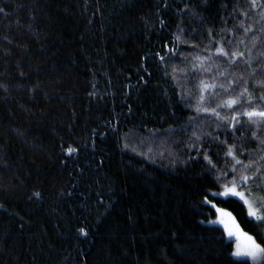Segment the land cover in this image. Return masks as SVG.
Returning <instances> with one entry per match:
<instances>
[{"label":"trees","instance_id":"trees-1","mask_svg":"<svg viewBox=\"0 0 264 264\" xmlns=\"http://www.w3.org/2000/svg\"><path fill=\"white\" fill-rule=\"evenodd\" d=\"M0 9V264H253L210 221L228 210L264 242L247 205L219 195L233 178L227 146L260 165L264 132L241 128L207 149L195 127L202 138L212 132L203 123L217 121L197 106L245 87L264 94V7L0 0ZM221 47L244 57L229 63ZM201 81L228 91L214 96ZM234 108L217 110H251ZM247 175L261 178L239 190L264 197V172Z\"/></svg>","mask_w":264,"mask_h":264},{"label":"snow or ice","instance_id":"snow-or-ice-1","mask_svg":"<svg viewBox=\"0 0 264 264\" xmlns=\"http://www.w3.org/2000/svg\"><path fill=\"white\" fill-rule=\"evenodd\" d=\"M250 4L253 8L256 7H264V3H260V0H250ZM0 11H3V9H0ZM7 15V13H5ZM246 15V14H245ZM264 19V16L261 17ZM249 31V29H245V32ZM179 39V37H177ZM216 55L223 56L228 60L229 63H234L237 58H243L244 53L236 51H226L222 47L217 48ZM164 58L161 57V60ZM196 61L200 62V67L203 71H208L207 68L203 67V60L200 57L194 58ZM245 63H248V61H245ZM196 65H193V68H195ZM223 75V74H222ZM260 83V86L264 87V83ZM201 90L202 91H212V94L214 96H218L219 93L215 92V89L219 87L222 89L225 93H227L228 89L224 88V85L221 84L217 86L216 84H207L204 81L200 82ZM232 87V84H229V88ZM181 99H184L182 96ZM205 100V97L201 95L198 100V105ZM257 101L260 102L261 105H264V94L260 95L259 97H254L247 89V87L243 88V90L235 97V98H229L226 100H223L222 102L217 103L216 108H201L197 106L196 111L197 112H211L213 116L217 118L218 121V127L222 124L225 126L226 130L230 128L233 132V135L236 131H239L241 128H256L262 132H264V109H260L257 107H252V105L257 104ZM245 103L248 105V107L251 110H245L243 112H238L235 115L231 116H221L220 111L217 109H229L233 112H235L234 106L244 107ZM244 117L246 118V123H241L240 118ZM208 135H211L210 133ZM252 137L254 139L259 140V138L256 136V132H252ZM235 138V137H234ZM199 140V137H197ZM216 137H213V140H216ZM221 144L227 146V141H220ZM262 144H264V141H261ZM69 153L75 151L74 149H68ZM237 152L239 154L244 155V149L243 146L240 145L237 147L236 145L227 146V151L225 153V157H230L232 160V166L229 169L228 173H225L224 175L227 176L231 174L233 177L230 181V186L225 185V190L223 193H219V195L223 196H234L239 197L240 200L243 201L245 205H247L248 209V216L254 218V222L257 224V229L261 233V239L264 241V229H260V225L264 224V197H256L252 194L251 188H249L248 192L240 191L239 189L242 187H247L249 181H255L257 179H260V175H253L249 176L247 175L248 171H254L255 174H260L264 172V163H261L260 165H257L255 161L250 160L249 163L245 164L242 160L237 158ZM204 159L209 160V163L211 164V160L209 157L205 156ZM260 161L264 162V155L260 156ZM239 169H242L238 171ZM213 167H215L213 165ZM221 177H216L217 180H219ZM260 190H264V185H257L256 186ZM39 195L38 193L36 194ZM216 195V194H214ZM251 197V199H249ZM259 203L260 207H256L255 204ZM211 223H215V221H210ZM238 227V226H237ZM83 231V230H81ZM86 234V233H85ZM237 233L229 230L228 236H234ZM245 239L247 243L241 249L239 246H237V249L235 252L231 253L234 256L237 257H249L253 261V264H264V242H257L256 238L252 236H248L245 234Z\"/></svg>","mask_w":264,"mask_h":264},{"label":"rangeland","instance_id":"rangeland-1","mask_svg":"<svg viewBox=\"0 0 264 264\" xmlns=\"http://www.w3.org/2000/svg\"><path fill=\"white\" fill-rule=\"evenodd\" d=\"M240 122L241 123L246 122V118L241 117L240 118ZM203 124H205L204 126H206L207 128H209V127L212 128V130H211L212 132L210 133L211 135H209V136H205V137L199 138L198 144H199L200 148L210 149V147H212V148L221 147V146H223V144H221L220 141H225L226 140L227 144H228L232 140V137L238 132V131H236L234 133V135H233V132H232V130L230 128H228L226 130L225 126L222 125V124L218 127V121H209V123H203ZM198 125L195 127L196 128L197 137H199V135H198ZM213 137H216L217 139L213 140ZM224 190H225V188L220 193H223ZM220 196L223 197V195H220ZM224 197H226V196H224ZM249 199H251V198L249 197ZM255 206L259 207L257 204H255ZM0 208H1V206H0ZM216 211H217V214H216L217 217L214 218L211 221H215L214 224H218L221 227H223L225 229V231H226V234H227L228 238L235 240V251L237 249V246H239L241 249H243V247L247 243V241L245 239V234H247L248 236H252V235L249 234L248 232L246 233L242 229V227L239 226V224H238V222L236 220V217L234 215H232V213L230 211L225 210V209H220V208H216ZM229 230H232V231L236 232L237 234L230 237V236H228V231ZM239 258L250 259L251 260V258L244 257V256H241Z\"/></svg>","mask_w":264,"mask_h":264}]
</instances>
